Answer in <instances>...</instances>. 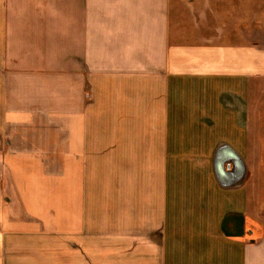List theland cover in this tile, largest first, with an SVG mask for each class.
<instances>
[{"label":"crops","instance_id":"0c3cea01","mask_svg":"<svg viewBox=\"0 0 264 264\" xmlns=\"http://www.w3.org/2000/svg\"><path fill=\"white\" fill-rule=\"evenodd\" d=\"M227 1L0 0V264H264V33Z\"/></svg>","mask_w":264,"mask_h":264},{"label":"rangeland","instance_id":"374dc122","mask_svg":"<svg viewBox=\"0 0 264 264\" xmlns=\"http://www.w3.org/2000/svg\"><path fill=\"white\" fill-rule=\"evenodd\" d=\"M227 2H228L227 5L230 6L229 8L232 9L235 3L231 2V0H228ZM254 2H257V6H258V10H257L258 29H259L260 35H262L264 33V0H253V3ZM243 4H244V9L245 8L250 9V7L247 6L249 5L247 4V2H244Z\"/></svg>","mask_w":264,"mask_h":264}]
</instances>
